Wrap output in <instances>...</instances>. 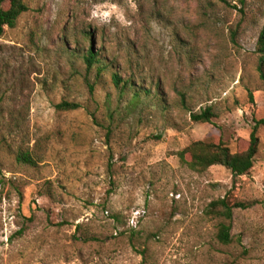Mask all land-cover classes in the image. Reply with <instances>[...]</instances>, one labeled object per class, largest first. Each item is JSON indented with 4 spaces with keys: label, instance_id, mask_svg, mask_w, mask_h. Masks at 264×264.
<instances>
[{
    "label": "rangeland",
    "instance_id": "obj_1",
    "mask_svg": "<svg viewBox=\"0 0 264 264\" xmlns=\"http://www.w3.org/2000/svg\"><path fill=\"white\" fill-rule=\"evenodd\" d=\"M26 2L0 38V264H264V126L246 175L180 155L207 138L244 151L264 118V0ZM219 198L243 206L210 215Z\"/></svg>",
    "mask_w": 264,
    "mask_h": 264
},
{
    "label": "trees",
    "instance_id": "obj_2",
    "mask_svg": "<svg viewBox=\"0 0 264 264\" xmlns=\"http://www.w3.org/2000/svg\"><path fill=\"white\" fill-rule=\"evenodd\" d=\"M228 4V0H222ZM29 10L26 0H0V38L5 33L6 28H15L20 16ZM92 34V33H91ZM90 32H86L87 39L91 42L93 36ZM78 43V40H72ZM257 51L261 54L259 71L260 76L264 80V25L260 32ZM83 58L89 70L95 65H101L99 68L103 71L106 69L103 60V50H96L89 47L84 53ZM139 80V79H138ZM137 79L123 80L119 72H113V81L117 87L123 90L136 88L135 95L141 96L142 93H151L150 90L137 86ZM80 107L77 102L63 101L57 105L60 110H75ZM216 116L212 107H208L201 112H193L192 119L196 122H212ZM264 126V118L255 120V125L251 133L249 145L247 149L241 152H232L229 146L220 139L216 141L212 138L199 139L189 144L182 152L181 159L192 170L203 172L212 166L220 165L230 170L234 177H240L248 174L254 166L255 158L259 152L260 137L258 130ZM40 155L30 151H21L17 155V160L27 164H37ZM243 206L242 204L232 205L226 198H219L212 201L208 206V213L217 217L232 219L234 208ZM231 225L221 223L218 238L221 242L228 244L232 240Z\"/></svg>",
    "mask_w": 264,
    "mask_h": 264
}]
</instances>
